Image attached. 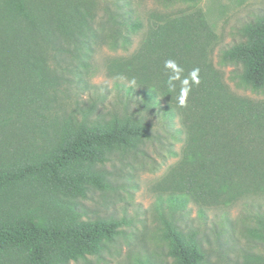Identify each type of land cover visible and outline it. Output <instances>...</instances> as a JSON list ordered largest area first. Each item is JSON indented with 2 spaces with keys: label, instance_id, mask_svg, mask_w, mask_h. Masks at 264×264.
I'll list each match as a JSON object with an SVG mask.
<instances>
[{
  "label": "trees",
  "instance_id": "obj_1",
  "mask_svg": "<svg viewBox=\"0 0 264 264\" xmlns=\"http://www.w3.org/2000/svg\"><path fill=\"white\" fill-rule=\"evenodd\" d=\"M161 1L168 9L143 18L131 0H111L103 8L100 0H0V54L11 47V68L20 79L13 102L32 108L26 112L39 126L42 149L31 160L0 168V263L20 253L25 264H70L117 240L129 221L85 219L80 201L113 187L108 165L116 156L146 152L156 137L154 116H179L186 134L182 157L165 179L173 206L185 207L187 197L221 206L264 194V100L241 96L225 82L212 58L217 34L198 0ZM173 4L188 5L170 10ZM22 24L29 30L25 37ZM145 27L138 50L108 64L111 75L129 81L112 109H102L98 99L82 105L78 96L73 107L65 106L76 88L89 86L84 73L95 44L129 50ZM242 36L222 59L236 65L245 85L263 91L264 13L244 25ZM169 59L183 69L181 79L199 69V84H191L184 107L177 101L180 81L174 90L168 87ZM32 185L43 192L40 205L2 206L7 191ZM45 203L66 208L69 221L42 217ZM162 215L172 260L145 258L139 264H205L197 232H186L175 215ZM260 221L264 226V217Z\"/></svg>",
  "mask_w": 264,
  "mask_h": 264
},
{
  "label": "rangeland",
  "instance_id": "obj_2",
  "mask_svg": "<svg viewBox=\"0 0 264 264\" xmlns=\"http://www.w3.org/2000/svg\"><path fill=\"white\" fill-rule=\"evenodd\" d=\"M100 1L102 8L111 2ZM131 1L133 9L143 18L151 11H165L167 8L161 0ZM187 5L173 4L169 9L177 10ZM197 6L202 8L217 34L212 58L223 73L225 82L241 96L264 100V90L255 91L245 85L238 77L236 65L222 59L225 48L243 39L244 25L264 13V0H198ZM28 31L22 24V37ZM146 31L147 27L134 37L129 50L113 49L107 43L95 44L89 59L91 66L84 73L89 86L76 88L75 97L69 101L66 99L65 106L73 107L78 96L82 105L98 99L102 109H112L129 81L122 76L111 75L108 64L113 59L130 56L137 51ZM5 52L0 54V62L6 63V66L0 64V168L24 163L42 152L41 145L36 143L40 140L39 126L26 112L27 109L32 112V108L13 102L20 79L18 81L11 68L15 56L9 45ZM173 116L171 121L154 116L156 137L148 144L146 152L139 156H116L108 165V169L113 171V187L91 191L87 198L81 199L79 211L85 219L114 216L125 218L129 224L123 226V233L100 254L89 255L70 264H139L145 258L158 263L171 261L168 243L162 237L163 213L168 217L175 215L186 232H197L205 247V264H264V237L257 236L255 232L256 229L264 232L260 221L264 217V194H251L221 206L202 205L187 196L184 197L189 202L185 207L178 209L170 203L172 193L164 190L165 179L178 165L186 139V134L180 131L183 127L181 118ZM42 193L35 185L22 186L7 191L1 203L3 207L6 204L35 208L41 203ZM39 213L57 224L70 219V212L54 203L40 206ZM0 264L25 263L22 254L16 253Z\"/></svg>",
  "mask_w": 264,
  "mask_h": 264
},
{
  "label": "clouds",
  "instance_id": "obj_3",
  "mask_svg": "<svg viewBox=\"0 0 264 264\" xmlns=\"http://www.w3.org/2000/svg\"><path fill=\"white\" fill-rule=\"evenodd\" d=\"M164 67L166 69L171 70V75L168 77V87L171 90H174L176 87L175 82L180 81V93L179 96L177 97V101L179 106L184 107L186 106L187 103V97L188 93L191 90V84H199V78H198V72L199 69H193L190 73L189 76L184 77L181 79V73L183 72V69L178 66L176 61L174 60H166L164 62Z\"/></svg>",
  "mask_w": 264,
  "mask_h": 264
}]
</instances>
